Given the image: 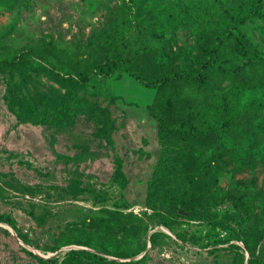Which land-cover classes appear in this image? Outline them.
Returning a JSON list of instances; mask_svg holds the SVG:
<instances>
[{
	"label": "rangeland",
	"instance_id": "374dc122",
	"mask_svg": "<svg viewBox=\"0 0 264 264\" xmlns=\"http://www.w3.org/2000/svg\"><path fill=\"white\" fill-rule=\"evenodd\" d=\"M252 2L244 0L245 10ZM237 3L0 0V61L26 53L0 66V264H264V165L221 159L209 139H162L147 108L155 89L126 73L85 81L66 65L87 55L93 36L114 28L128 35L137 19L147 27L174 19L176 31L164 37L191 54L204 36L223 39L221 57L231 58L237 36L255 55L253 67L243 68L244 86L225 77L216 98L240 110L264 150V19L236 28L229 11ZM222 142L254 147L243 136ZM187 173L217 183L196 212L182 215L174 201L190 191ZM154 180L161 192L149 202ZM233 194H245L243 203ZM71 249L91 254L72 261ZM131 250L140 252L123 256Z\"/></svg>",
	"mask_w": 264,
	"mask_h": 264
},
{
	"label": "trees",
	"instance_id": "16d2710c",
	"mask_svg": "<svg viewBox=\"0 0 264 264\" xmlns=\"http://www.w3.org/2000/svg\"><path fill=\"white\" fill-rule=\"evenodd\" d=\"M235 8L230 9L236 28H240L251 17L264 19V0H253L250 8L245 10L244 0H237ZM174 19H156L154 24L144 26L141 19L128 22L127 34L117 35L116 28L93 36L88 44L89 52L83 59L67 64L68 72L77 78L88 80L92 75L114 76L120 78L126 73L139 84L155 89L153 100L147 108L158 116L157 129L165 140L196 141L212 140L216 144V153L221 159H228L239 166L255 168L264 165V150L257 146L252 135L253 129L240 123L241 112L231 105L223 96L218 102L216 91L221 88L225 77L246 85L243 74L244 66L252 68L255 56L248 50L242 39L234 36L235 51L231 58L221 57L219 52L223 39L202 36L198 43V52L191 54L188 50L176 46L172 38L164 37L165 29L176 31ZM114 33V34H113ZM51 55L64 58L65 55L56 46L47 45ZM26 53L19 52L12 59L0 61L4 67L24 60ZM189 60L187 67L177 68L176 61ZM25 121V119H23ZM238 124L242 127L238 128ZM264 134V130L262 131ZM241 136L250 139L254 147L242 145L228 147L224 140L238 141ZM190 184V191L175 199L184 211L196 212L197 199L208 191L210 185L216 184V177L209 175L204 182L200 177L185 174ZM160 184L151 182L147 201L152 202L159 195ZM245 194H233L229 199L235 204H242ZM156 232H152L153 239ZM264 237V231L260 235ZM140 251L131 250L123 253L124 257H134ZM251 256L255 250L248 247ZM83 250L71 249L68 259L81 262ZM143 258V257H141Z\"/></svg>",
	"mask_w": 264,
	"mask_h": 264
},
{
	"label": "water",
	"instance_id": "95a60500",
	"mask_svg": "<svg viewBox=\"0 0 264 264\" xmlns=\"http://www.w3.org/2000/svg\"><path fill=\"white\" fill-rule=\"evenodd\" d=\"M178 213L182 214V215H187L188 212L184 211L182 208L178 209Z\"/></svg>",
	"mask_w": 264,
	"mask_h": 264
}]
</instances>
